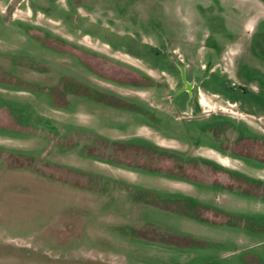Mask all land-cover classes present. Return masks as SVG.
Wrapping results in <instances>:
<instances>
[{
  "label": "flooded vegetation",
  "instance_id": "1",
  "mask_svg": "<svg viewBox=\"0 0 264 264\" xmlns=\"http://www.w3.org/2000/svg\"><path fill=\"white\" fill-rule=\"evenodd\" d=\"M5 2V10L0 11V84L27 91L0 89V135L19 130L9 104L25 108L2 94H26L40 100L37 126L54 132L68 127L74 144L69 150H51V159H45L49 150L42 152L45 162L39 165V177L83 192L87 199H111L119 211L98 212L96 221H125V209H153L182 225L211 230L200 237L257 240L259 248L249 258L264 263V3L250 0L247 6H238L236 0L200 1L193 8L207 14L210 34L204 31L202 40L200 33L198 38L186 34L176 43L165 40L163 48L151 37L143 42L141 58L95 40L126 57L117 59L83 43L85 38L93 40L83 32L86 24L106 28L123 23L103 19L111 14L104 6L106 0ZM19 5L17 12L23 17L14 14ZM253 5L262 9L261 18L251 13ZM189 28L198 32L200 27ZM208 38L211 42L205 47L202 41ZM55 105L62 106L63 112L52 115L49 108ZM99 117L111 118L110 123L102 125ZM76 129L86 131L84 139L75 137ZM38 136L46 139V131ZM78 147L82 154L74 153ZM76 155L94 164L96 171L89 168L84 175H75L60 168ZM4 158H11V153ZM85 204L82 210L63 212L53 227L77 223L72 217L84 216L92 207L91 201ZM128 225L132 235L148 243H169L191 234L188 230L170 233L143 221ZM66 236L50 234L55 241L50 248L55 251V243ZM32 249L38 252L35 257L23 250L20 262L16 261L61 263L58 252L50 259L41 255L39 246ZM13 251L0 247V263L11 259ZM3 252L9 254L4 257Z\"/></svg>",
  "mask_w": 264,
  "mask_h": 264
},
{
  "label": "rangeland",
  "instance_id": "2",
  "mask_svg": "<svg viewBox=\"0 0 264 264\" xmlns=\"http://www.w3.org/2000/svg\"><path fill=\"white\" fill-rule=\"evenodd\" d=\"M0 1V11H4L7 2ZM200 1L203 0H106L104 6L111 10V14H106L103 19L109 21L119 19L123 23L108 25L106 28L95 24H86L83 32L93 40L85 38L83 43L87 45L91 43L92 48L101 53L112 55L114 58L126 59L125 56L112 52L99 43H104L112 50L131 57L141 58L143 42H148V39L154 36L158 42H161V48H163L165 40L167 42L172 40L174 43L180 42V39L185 38L186 34L198 38L200 33V40H202L201 34L204 31L210 34L211 30L206 25L207 14H200V10L198 12L193 8L196 4H200ZM249 1L236 0V4L239 6L242 3L247 6L251 3ZM258 1L264 3V0ZM253 6L254 10L251 13L261 18L263 16L260 13L262 9ZM20 10L21 6L19 5L15 8L14 14L22 16L17 12ZM91 19L95 20L96 17L91 16ZM204 19L205 22L202 21ZM97 22L100 21L97 20ZM47 26L50 29L56 28L52 24H47ZM192 26H199L198 32L197 29L189 28ZM95 40L99 43L97 44ZM202 42L206 47L211 39H203ZM211 77L216 79L214 75ZM8 87L0 84V89L3 90L12 88V92L26 93L27 91L18 85ZM2 95L4 99L15 101L25 108L9 104L11 106L10 113L19 130L8 136L0 135L2 137L0 138V247L2 249L10 247L14 250L13 257L7 261H1L0 264H21L19 262L22 251L27 250L30 252L29 256L33 258L38 252L32 248L38 246L44 251L41 255L50 259H53L58 252L61 257L60 264H68L66 260L68 258L75 260L73 261L75 264H264L260 259L249 258V254L259 248V245H255L257 240L236 241L234 238L223 239V237L208 235L200 237L203 233H211V230L202 231L196 225H182L171 215L157 210L125 209L123 213L128 214L125 216L123 214L125 221L109 218H105L103 222L94 220V215L98 212L112 214L118 210V207L110 201L111 199L108 202L100 197L87 199L83 192L68 190L63 183H48L39 177V165L45 162L44 158L40 156L42 152L46 153L49 150V155L45 157L47 159L51 156L53 149L65 151L74 147L68 137L69 128L62 126L57 133L50 130L48 126L44 128L41 124L37 126L38 122L35 116H37L36 112L39 110L40 102L37 98L26 94ZM50 109L49 112L54 115L56 112H63L61 109L64 108L55 105L52 110ZM40 111L42 110L40 109ZM81 111L85 113L84 109ZM45 112L47 111L45 110ZM60 116L62 117V115ZM110 120L111 118H98L101 124L105 123L106 125L110 123ZM26 123H30L31 126H25ZM39 131H46V139L41 140L42 138L38 136ZM73 133L77 139H84L86 131L76 129ZM19 138H24L26 141H16L20 140ZM80 147L74 153L82 154L83 149ZM8 152L11 153V158H4ZM59 162L61 163L60 159ZM62 163H66V167H60L61 169L71 170L75 175L81 173L84 175V172L89 168L96 171L94 164L80 159L77 155L69 162L62 161ZM99 168L103 170L101 166ZM48 170L51 171L52 168H48ZM90 201L92 203V207L89 205L90 211H86L84 216L72 217V220L77 223L72 224L66 221L53 227L56 219L61 218L63 212L72 208L82 210L87 207L85 203ZM140 221L155 223L163 231L167 230L170 233L175 234L188 230L192 235H183L182 239L177 238V241L173 240L169 243L166 240L153 243L140 241L131 234L132 230L128 225L133 222L140 224ZM213 232L221 233V231ZM50 234L67 235L55 243L57 247L55 251L50 248L55 242L50 238ZM123 234L125 237H120ZM250 243L253 244L252 247H250ZM6 254L9 253H1L4 257ZM63 256L67 258H62Z\"/></svg>",
  "mask_w": 264,
  "mask_h": 264
}]
</instances>
